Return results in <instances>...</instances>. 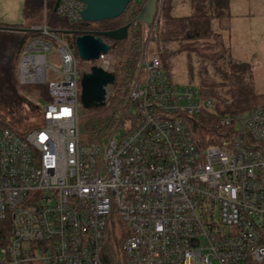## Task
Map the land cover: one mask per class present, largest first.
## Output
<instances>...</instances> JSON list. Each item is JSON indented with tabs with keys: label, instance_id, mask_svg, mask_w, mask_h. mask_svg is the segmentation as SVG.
Returning a JSON list of instances; mask_svg holds the SVG:
<instances>
[{
	"label": "built area",
	"instance_id": "2783aa9c",
	"mask_svg": "<svg viewBox=\"0 0 264 264\" xmlns=\"http://www.w3.org/2000/svg\"><path fill=\"white\" fill-rule=\"evenodd\" d=\"M84 9L41 0L39 37L18 61L19 84L47 85L50 102L25 137L0 130V264H264V105L220 115L229 135L199 150L190 126L212 98L142 54L132 120L84 144L76 48L48 26L50 13L84 23ZM95 63L112 73L109 54Z\"/></svg>",
	"mask_w": 264,
	"mask_h": 264
},
{
	"label": "trees",
	"instance_id": "16d2710c",
	"mask_svg": "<svg viewBox=\"0 0 264 264\" xmlns=\"http://www.w3.org/2000/svg\"><path fill=\"white\" fill-rule=\"evenodd\" d=\"M177 1L163 0L153 24L145 27L135 23L128 30L127 38L121 42L101 38L111 47L109 55L113 59L115 82L104 107L83 110L82 114L80 111L79 134L84 144L104 143L113 129L132 120L128 92L138 73L144 49L149 54V48H152V55H149L160 57L165 71L167 61L176 54L186 53L202 62L214 63L226 53L231 40L232 0H184L193 13L179 17L172 14ZM141 9L142 4L133 0L119 18L93 24H71L50 13L49 31L75 48L78 36L96 35L124 27ZM22 13L27 24H0V130H9L23 138L40 126V108L50 102V97L47 85L23 86L18 82V61L26 45L39 37L30 28L41 23V0H25ZM76 58L81 75L96 65L95 62L83 63L77 53ZM215 86H218L217 83L207 76L199 78V84L195 87L211 95L209 91ZM260 105H264V93L240 92L231 94V98L222 105L216 104L213 110L200 113L190 126L196 147L204 150L209 146H218L225 134L229 135L228 129L219 121L220 115L243 113Z\"/></svg>",
	"mask_w": 264,
	"mask_h": 264
},
{
	"label": "rangeland",
	"instance_id": "374dc122",
	"mask_svg": "<svg viewBox=\"0 0 264 264\" xmlns=\"http://www.w3.org/2000/svg\"><path fill=\"white\" fill-rule=\"evenodd\" d=\"M142 1L134 0L136 3H142ZM24 2L25 0H0V24H27L22 13ZM256 2L257 0L231 1L230 13L233 16L231 40L226 53L216 62H202L186 53L176 54L170 58L167 61L165 72L171 82L175 85L192 84L196 86L199 84V78L209 76L218 86L209 91L211 95L206 90L202 89V91L212 98L213 107L216 104L222 105L231 98V94L264 93V8L256 6ZM248 10L251 17L247 16ZM192 13L193 9L187 1L178 0L173 6L174 16H186ZM151 49L149 48L150 55H152ZM56 50V45L53 43V52L47 60L49 65L47 75L50 81L58 80L55 70L60 68V64ZM142 54H148L147 50L144 49ZM149 54L148 56L152 57ZM110 60L112 72L113 59L111 56ZM106 92L109 98L111 87H107ZM83 110L85 109L81 110V114ZM109 229L111 231V225Z\"/></svg>",
	"mask_w": 264,
	"mask_h": 264
},
{
	"label": "water",
	"instance_id": "95a60500",
	"mask_svg": "<svg viewBox=\"0 0 264 264\" xmlns=\"http://www.w3.org/2000/svg\"><path fill=\"white\" fill-rule=\"evenodd\" d=\"M85 4L81 14L86 24L99 23L119 18L133 0H80ZM158 0H143L140 13L124 27L114 31L82 35L75 39L78 58L83 63L95 62L100 54H109L111 47L101 38L110 42H121L127 38L128 30L138 23L150 27L157 16ZM57 3L54 8L56 10ZM115 82L113 73L106 72L97 66H92L80 79L79 99L83 109H99L106 104V89Z\"/></svg>",
	"mask_w": 264,
	"mask_h": 264
},
{
	"label": "crops",
	"instance_id": "0c3cea01",
	"mask_svg": "<svg viewBox=\"0 0 264 264\" xmlns=\"http://www.w3.org/2000/svg\"><path fill=\"white\" fill-rule=\"evenodd\" d=\"M255 5L264 8V0H257V2L255 3ZM230 7H231V4H230ZM230 9H231V8H230ZM247 16H248V17H251V14H250L249 10H248V12H247Z\"/></svg>",
	"mask_w": 264,
	"mask_h": 264
},
{
	"label": "flooded vegetation",
	"instance_id": "af4514ba",
	"mask_svg": "<svg viewBox=\"0 0 264 264\" xmlns=\"http://www.w3.org/2000/svg\"><path fill=\"white\" fill-rule=\"evenodd\" d=\"M119 29V28H118ZM109 45V44H108ZM110 46V45H109Z\"/></svg>",
	"mask_w": 264,
	"mask_h": 264
}]
</instances>
